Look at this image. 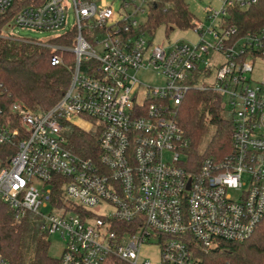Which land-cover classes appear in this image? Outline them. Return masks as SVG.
Returning <instances> with one entry per match:
<instances>
[{"label":"built area","instance_id":"obj_1","mask_svg":"<svg viewBox=\"0 0 264 264\" xmlns=\"http://www.w3.org/2000/svg\"><path fill=\"white\" fill-rule=\"evenodd\" d=\"M15 1L0 0V13ZM151 1L33 0L0 34L13 38L17 26L71 42H38L55 51L54 66L71 55L62 98L39 113L13 102L26 130L18 141L17 129L0 124V142L16 144L0 169V199L17 218L39 216L47 236L61 235L58 264H235L219 256L222 244L264 223V76H251L264 60V29L234 37L226 24L230 10L257 0H219L220 9L206 8L207 30L196 20L197 44L168 45L146 38ZM151 70L161 85L140 79ZM197 88L223 96L234 129L230 151L194 171L176 114ZM68 125L97 134L93 155L69 148ZM144 245L159 248L158 262L141 258ZM0 264L13 263L0 252Z\"/></svg>","mask_w":264,"mask_h":264},{"label":"trees","instance_id":"obj_2","mask_svg":"<svg viewBox=\"0 0 264 264\" xmlns=\"http://www.w3.org/2000/svg\"><path fill=\"white\" fill-rule=\"evenodd\" d=\"M33 0H16L5 13H0V34L13 15ZM197 18L187 0H152L144 29L148 33L160 25L168 29H189ZM227 27L235 28L234 37L264 29V0L248 8L229 11ZM51 43L70 45L64 37ZM55 51L38 42L0 36V124L18 130L15 141L25 135L19 117L10 109L13 102L21 103L33 113L51 108L63 96L70 82L71 55L66 63L54 66ZM66 56V54H65ZM176 120L187 141V166L198 170L205 159H221L231 149L234 129L233 113L223 106V96L211 89L189 90L178 106ZM69 148L89 157L95 153L97 134L68 125ZM16 151V144L0 142V169ZM61 192V190H58ZM41 218L28 212L17 218L14 209L0 199V252L13 264H58L49 254V238L41 229ZM219 256L235 264H264V223L243 242H225Z\"/></svg>","mask_w":264,"mask_h":264},{"label":"rangeland","instance_id":"obj_3","mask_svg":"<svg viewBox=\"0 0 264 264\" xmlns=\"http://www.w3.org/2000/svg\"><path fill=\"white\" fill-rule=\"evenodd\" d=\"M189 3V8L194 12L196 15L197 21L203 23L204 30H207L213 23L207 20V13L206 8L209 6L213 7L214 9L221 8V2L219 0H187ZM140 20L143 19L142 16L138 17ZM74 23L73 14L70 13L68 19V27L67 29H71ZM217 27L219 26L216 23ZM219 29V27H218ZM9 32L13 35V39L17 40H25V41H33V42H50L52 39L56 37L58 32L52 31H36L27 28H20L17 26L9 27ZM147 39H150L155 43L165 42L166 45L169 43L178 41V40H185L192 44H197L200 39V33L194 28L189 29H181L178 27L174 28H167L165 25L158 26L153 33H147ZM208 38V37H207ZM254 80H259L262 76H264V60L256 61V68L254 72L251 74ZM140 79L151 86H158L161 85L164 81L162 76L156 74L155 70L142 72L139 74ZM48 212L47 209L44 210ZM49 238L50 246H49V254L56 259L61 257L63 247L65 241L61 237L59 233L52 234L51 236H47ZM159 248L156 245H144L141 248L140 256L142 259H147L152 263H156L159 260Z\"/></svg>","mask_w":264,"mask_h":264}]
</instances>
